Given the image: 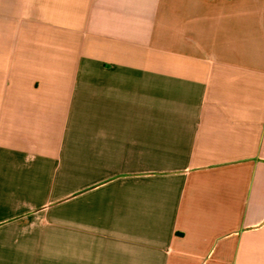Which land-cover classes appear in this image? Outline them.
<instances>
[{
    "label": "crops",
    "instance_id": "crops-1",
    "mask_svg": "<svg viewBox=\"0 0 264 264\" xmlns=\"http://www.w3.org/2000/svg\"><path fill=\"white\" fill-rule=\"evenodd\" d=\"M0 264H264V0H0Z\"/></svg>",
    "mask_w": 264,
    "mask_h": 264
}]
</instances>
